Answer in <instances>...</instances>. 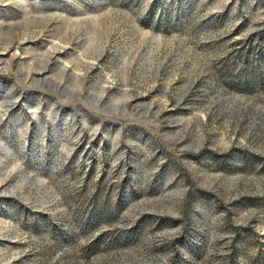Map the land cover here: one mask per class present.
<instances>
[{"label": "rangeland", "instance_id": "obj_1", "mask_svg": "<svg viewBox=\"0 0 264 264\" xmlns=\"http://www.w3.org/2000/svg\"><path fill=\"white\" fill-rule=\"evenodd\" d=\"M0 264H264V0H0Z\"/></svg>", "mask_w": 264, "mask_h": 264}]
</instances>
